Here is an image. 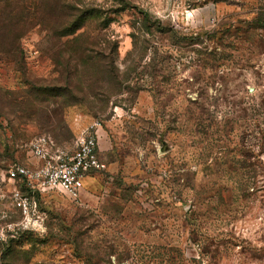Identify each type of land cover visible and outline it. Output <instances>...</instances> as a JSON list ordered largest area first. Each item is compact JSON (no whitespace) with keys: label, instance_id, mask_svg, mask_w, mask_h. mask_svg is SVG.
Masks as SVG:
<instances>
[{"label":"rangeland","instance_id":"rangeland-1","mask_svg":"<svg viewBox=\"0 0 264 264\" xmlns=\"http://www.w3.org/2000/svg\"><path fill=\"white\" fill-rule=\"evenodd\" d=\"M264 0H0V264H264ZM99 120L77 199L7 169Z\"/></svg>","mask_w":264,"mask_h":264},{"label":"built area","instance_id":"built-area-1","mask_svg":"<svg viewBox=\"0 0 264 264\" xmlns=\"http://www.w3.org/2000/svg\"><path fill=\"white\" fill-rule=\"evenodd\" d=\"M99 129V120L92 121L75 137L72 148L56 147L49 137L40 135L30 142L34 161L9 166L7 178L14 184L12 195L26 227L38 225L37 196L55 191L77 199L83 179L105 168L98 152Z\"/></svg>","mask_w":264,"mask_h":264},{"label":"trees","instance_id":"trees-1","mask_svg":"<svg viewBox=\"0 0 264 264\" xmlns=\"http://www.w3.org/2000/svg\"><path fill=\"white\" fill-rule=\"evenodd\" d=\"M247 24L251 28H258L264 30V5L259 7V11L257 12L256 16L253 17L251 20L247 21ZM22 192H26V189L21 187Z\"/></svg>","mask_w":264,"mask_h":264},{"label":"crops","instance_id":"crops-1","mask_svg":"<svg viewBox=\"0 0 264 264\" xmlns=\"http://www.w3.org/2000/svg\"><path fill=\"white\" fill-rule=\"evenodd\" d=\"M32 161H34L33 159H31Z\"/></svg>","mask_w":264,"mask_h":264}]
</instances>
